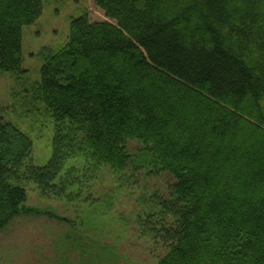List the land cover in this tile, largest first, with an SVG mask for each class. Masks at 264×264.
Listing matches in <instances>:
<instances>
[{
  "label": "trees",
  "instance_id": "trees-1",
  "mask_svg": "<svg viewBox=\"0 0 264 264\" xmlns=\"http://www.w3.org/2000/svg\"><path fill=\"white\" fill-rule=\"evenodd\" d=\"M44 1L0 0V70H22L23 28ZM95 4L107 19L85 10L66 43L39 51L38 99L56 123L48 164H34L31 138L0 119V231L47 213L26 204V181L63 198L96 170L148 162L175 178L136 213L169 247L158 264H264V0Z\"/></svg>",
  "mask_w": 264,
  "mask_h": 264
},
{
  "label": "rangeland",
  "instance_id": "rangeland-1",
  "mask_svg": "<svg viewBox=\"0 0 264 264\" xmlns=\"http://www.w3.org/2000/svg\"><path fill=\"white\" fill-rule=\"evenodd\" d=\"M85 10L93 21L107 19L95 0H45L42 15L23 28L22 70H0V119L31 138V160L39 166L52 158L56 131L52 111L38 99L39 51L66 43L71 20ZM128 145L138 159L146 156L138 140ZM76 163L68 161L63 173ZM150 165L124 173L96 170L63 198H47L37 183L26 181V204L47 213H21L0 231V264H158L169 247L155 236L150 214L136 213L152 205L154 194L164 197L175 178L168 171L151 173Z\"/></svg>",
  "mask_w": 264,
  "mask_h": 264
}]
</instances>
